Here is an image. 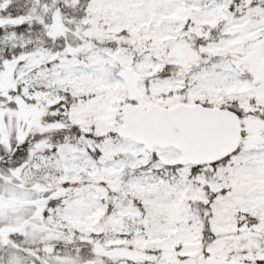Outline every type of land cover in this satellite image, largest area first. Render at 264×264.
<instances>
[{"label": "snow or ice", "instance_id": "6c2138e0", "mask_svg": "<svg viewBox=\"0 0 264 264\" xmlns=\"http://www.w3.org/2000/svg\"><path fill=\"white\" fill-rule=\"evenodd\" d=\"M0 264H264V0H0Z\"/></svg>", "mask_w": 264, "mask_h": 264}]
</instances>
